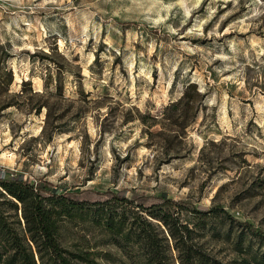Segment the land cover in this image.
Wrapping results in <instances>:
<instances>
[{
  "label": "rangeland",
  "instance_id": "rangeland-1",
  "mask_svg": "<svg viewBox=\"0 0 264 264\" xmlns=\"http://www.w3.org/2000/svg\"><path fill=\"white\" fill-rule=\"evenodd\" d=\"M189 82L187 113L165 118ZM12 175L218 203L264 230V0H0Z\"/></svg>",
  "mask_w": 264,
  "mask_h": 264
},
{
  "label": "trees",
  "instance_id": "trees-1",
  "mask_svg": "<svg viewBox=\"0 0 264 264\" xmlns=\"http://www.w3.org/2000/svg\"><path fill=\"white\" fill-rule=\"evenodd\" d=\"M196 88L187 83L163 116L187 113L189 89ZM236 224L244 229L234 231ZM254 239L264 245V230L218 203L202 207L164 194L74 191L0 176V264H264ZM214 241L244 257L224 261Z\"/></svg>",
  "mask_w": 264,
  "mask_h": 264
}]
</instances>
